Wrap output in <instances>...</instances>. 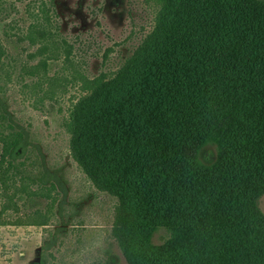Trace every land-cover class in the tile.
I'll list each match as a JSON object with an SVG mask.
<instances>
[{
    "label": "trees",
    "instance_id": "1",
    "mask_svg": "<svg viewBox=\"0 0 264 264\" xmlns=\"http://www.w3.org/2000/svg\"><path fill=\"white\" fill-rule=\"evenodd\" d=\"M41 9L26 38L45 51L52 18ZM81 82L64 122L70 150L146 229L135 264H264V0H168L123 66ZM0 120L11 121L1 100ZM0 143V164L23 172L24 131L0 130ZM209 143L218 156L206 164L199 154ZM36 213L0 216V225H46ZM161 227L170 238L156 245ZM53 244L41 246V264Z\"/></svg>",
    "mask_w": 264,
    "mask_h": 264
},
{
    "label": "rangeland",
    "instance_id": "2",
    "mask_svg": "<svg viewBox=\"0 0 264 264\" xmlns=\"http://www.w3.org/2000/svg\"><path fill=\"white\" fill-rule=\"evenodd\" d=\"M167 4L0 0V44L5 50L0 100L11 119L0 120V130H23L27 141L16 163L23 172L0 164V216L27 220L37 210L49 216L43 226L0 225V264H41V246L50 240L54 244L46 250L45 264H132L147 247L146 229L118 210L115 192L100 188L73 157L64 122L84 93L82 77L113 74L123 66L157 27ZM41 7L52 18V25L42 26L45 51L41 43L26 38L36 15H44ZM199 156L213 163L217 144L205 145ZM45 169L56 177L43 184L34 181ZM34 191L38 194L29 195ZM259 207L264 213V194ZM169 238V230L161 227L152 240L162 245Z\"/></svg>",
    "mask_w": 264,
    "mask_h": 264
}]
</instances>
